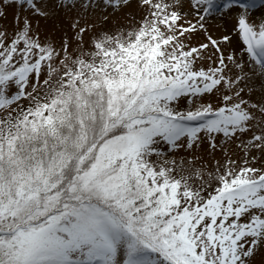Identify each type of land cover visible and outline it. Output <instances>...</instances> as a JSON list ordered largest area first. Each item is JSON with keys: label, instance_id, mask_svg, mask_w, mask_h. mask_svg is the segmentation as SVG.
Segmentation results:
<instances>
[{"label": "snow or ice", "instance_id": "snow-or-ice-1", "mask_svg": "<svg viewBox=\"0 0 264 264\" xmlns=\"http://www.w3.org/2000/svg\"><path fill=\"white\" fill-rule=\"evenodd\" d=\"M258 6L0 0V264H264Z\"/></svg>", "mask_w": 264, "mask_h": 264}, {"label": "rangeland", "instance_id": "rangeland-1", "mask_svg": "<svg viewBox=\"0 0 264 264\" xmlns=\"http://www.w3.org/2000/svg\"><path fill=\"white\" fill-rule=\"evenodd\" d=\"M218 1L217 4L220 5V7L218 9H216L211 16L208 17L210 23L216 24L218 22L221 21V18L223 16V14L226 12V9L223 8V5L227 2H225L224 0H216ZM238 11H242L241 9H239L238 7H234V10L232 12V15H236V12ZM257 17H259L261 14H264V7H260L258 6L255 9L251 10ZM9 21H11L12 19V14L11 12H9V17H8ZM228 19L230 20V17H228Z\"/></svg>", "mask_w": 264, "mask_h": 264}]
</instances>
